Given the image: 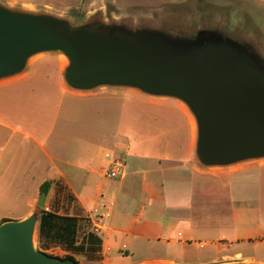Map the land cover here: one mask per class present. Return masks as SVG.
I'll return each instance as SVG.
<instances>
[{
	"label": "crops",
	"instance_id": "crops-1",
	"mask_svg": "<svg viewBox=\"0 0 264 264\" xmlns=\"http://www.w3.org/2000/svg\"><path fill=\"white\" fill-rule=\"evenodd\" d=\"M49 64L55 73L44 70ZM62 73L51 59L41 58L29 63L23 73L0 81V203L7 209L18 205L25 209L19 217L7 210L0 214V223L27 218L35 209L40 186L50 182L47 208L55 193L58 197L66 191L72 198L67 215L90 220L102 241L101 263L112 264L113 256L128 254L129 246L139 243L192 242L196 202L220 197V190L229 197L227 190L235 177L247 166L264 162L202 167L194 154V123L183 104L136 91L114 90L109 96L72 91ZM134 104L148 107L151 112L146 115L157 114L156 119L141 125L137 119L132 122L137 116L130 107ZM168 113L184 122L174 121ZM183 129L186 137L180 140ZM112 158L123 161L124 178L105 176ZM58 201L56 207L62 205ZM220 202L230 204L222 197ZM236 218L233 211V223ZM251 240L258 242L245 239ZM238 241L221 242L229 249ZM239 255L224 260L261 263L241 255L237 260ZM173 262L153 257L130 264Z\"/></svg>",
	"mask_w": 264,
	"mask_h": 264
},
{
	"label": "water",
	"instance_id": "water-1",
	"mask_svg": "<svg viewBox=\"0 0 264 264\" xmlns=\"http://www.w3.org/2000/svg\"><path fill=\"white\" fill-rule=\"evenodd\" d=\"M161 18L154 19V29L72 25L0 0V81L23 73L38 55L58 53L66 59L63 82L72 91L125 89L183 104L195 125L200 166L264 159V54L253 38H232L204 25L193 38L176 36ZM45 199L40 192L38 209ZM38 216L33 211L23 220L0 223V264H76L35 249Z\"/></svg>",
	"mask_w": 264,
	"mask_h": 264
},
{
	"label": "rangeland",
	"instance_id": "rangeland-1",
	"mask_svg": "<svg viewBox=\"0 0 264 264\" xmlns=\"http://www.w3.org/2000/svg\"><path fill=\"white\" fill-rule=\"evenodd\" d=\"M6 5L17 7L24 11L33 13H48L59 17L72 25L82 23H104L109 26H122L128 29H136L138 27L156 28L157 21L160 17L167 18L168 21L163 22L172 25L166 27L174 30L176 36L188 35L193 38L199 25H204L205 29L223 31L230 37H251L256 45V50L262 51L264 54V0H1ZM206 17L202 21V18ZM189 23V24H188ZM202 23V24H201ZM160 29L164 28L159 27ZM185 32V33H184ZM246 38L244 40H248ZM251 40V39H250ZM252 41V40H251ZM253 42V41H252ZM264 56V55H263ZM49 58L63 70L66 65L64 56L58 53H45L33 58L30 63L41 59ZM46 72L55 73L56 68L48 65L44 69ZM43 71V70H42ZM45 73V72H44ZM130 91L125 89H108L100 88L91 92H99L98 96H109L110 91ZM157 100H163L157 98ZM100 104H97L99 106ZM81 106V104H80ZM132 111L137 112V116L132 119L141 125L149 123L156 119L150 113V109L145 105L130 106ZM153 114V115H152ZM169 114V113H168ZM164 115V113H163ZM174 121L183 123L184 120L172 113L169 114ZM191 117V116H190ZM193 120V119H192ZM194 123V122H193ZM195 127V125H194ZM186 137V130H181L180 140ZM263 164H254L247 166L244 171L238 174L230 191L227 190L229 197H225L223 190L220 197L229 200V205H223L220 197H214L209 201L202 198L197 201L198 214L194 216L193 227L195 234L192 242L186 245L178 243L176 245H167L162 242H144L133 247L129 246L128 254L124 252L112 257V264H130L145 258H164L171 259L176 264H223L232 263L233 260H224V257H234L240 254L244 259H252L253 262L264 263V162ZM214 185V184H213ZM220 187L219 184H217ZM39 193L35 194L38 199ZM52 196L50 189L46 196ZM49 209L45 201L43 209H38L34 205V211L40 210L53 211L55 213L67 215L70 212L72 198L70 195L61 190L57 197V193L53 195ZM58 198L59 205L56 207ZM3 198L0 197V201ZM46 200V199H45ZM5 203H0V214L9 210V215L19 217L25 209L21 205L13 206L7 209ZM236 215V219H232V213ZM200 212H203L200 215ZM205 212V214H204ZM232 212V213H231ZM31 214V213H30ZM16 220V219H8ZM7 221V220H6ZM77 233V242L80 243L82 238L94 230L89 219L80 217ZM246 238L258 239L253 243L245 241ZM222 239L234 242L231 248L226 249ZM261 239V240H260ZM263 239V240H262ZM34 246L37 250L36 237L34 238ZM39 251V250H38ZM52 258L63 259L66 256H72L79 264L101 263V254L94 253H71L60 246H52L48 250L42 252ZM236 256L237 260L241 257ZM226 257V258H227Z\"/></svg>",
	"mask_w": 264,
	"mask_h": 264
},
{
	"label": "trees",
	"instance_id": "trees-1",
	"mask_svg": "<svg viewBox=\"0 0 264 264\" xmlns=\"http://www.w3.org/2000/svg\"><path fill=\"white\" fill-rule=\"evenodd\" d=\"M50 182L43 183L39 191L48 193ZM39 223L36 234L37 250L44 252L52 246H60L71 253H94L101 251L102 241L93 231L88 232L81 240L77 242V233L79 219L75 216L59 215L53 211L40 210ZM63 259L72 260V256H66Z\"/></svg>",
	"mask_w": 264,
	"mask_h": 264
},
{
	"label": "built area",
	"instance_id": "built-area-1",
	"mask_svg": "<svg viewBox=\"0 0 264 264\" xmlns=\"http://www.w3.org/2000/svg\"><path fill=\"white\" fill-rule=\"evenodd\" d=\"M105 176L109 179H122L125 177V166L123 161L117 158L110 159Z\"/></svg>",
	"mask_w": 264,
	"mask_h": 264
}]
</instances>
